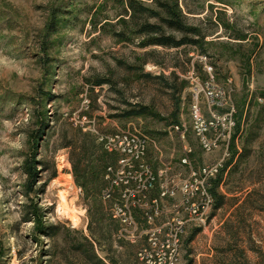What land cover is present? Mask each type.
I'll return each instance as SVG.
<instances>
[{
  "label": "rangeland",
  "instance_id": "rangeland-1",
  "mask_svg": "<svg viewBox=\"0 0 264 264\" xmlns=\"http://www.w3.org/2000/svg\"><path fill=\"white\" fill-rule=\"evenodd\" d=\"M136 1L189 31L135 15L129 0H0V264H96L92 245L106 264H144L146 233L178 219L176 264H264V0ZM145 23L193 41L152 44ZM209 90L234 121L210 150L192 113L195 102L208 113ZM125 132L146 141L133 159L149 171L130 198L137 242L113 216L123 189L107 177L127 158L109 140ZM89 136L110 154L98 196L73 168ZM213 166L192 214L183 184Z\"/></svg>",
  "mask_w": 264,
  "mask_h": 264
},
{
  "label": "built area",
  "instance_id": "built-area-1",
  "mask_svg": "<svg viewBox=\"0 0 264 264\" xmlns=\"http://www.w3.org/2000/svg\"><path fill=\"white\" fill-rule=\"evenodd\" d=\"M222 98H224L223 93L209 90L208 99H211L212 102L209 103L207 114H204L198 102L192 106L197 133L204 146L209 150L215 147L220 137L234 126L231 112H219L217 110V106L222 105L220 102ZM102 140L105 141L104 138ZM109 142H111L108 146L109 149H115L127 156L123 159L124 166L122 168H109V171L113 173V178L110 175L107 176L112 185H122L123 189L121 199L114 203L113 216L123 224L125 233L129 235L132 241L137 242L139 236L136 235V232H138L139 225L136 216H134L135 209L132 210V207H136V205L130 201V198L134 194V190L148 188L146 185L148 181L144 182L142 175L149 171L143 165L141 168H136L133 165V159H140L144 155L146 141L139 135L125 132L114 136ZM218 171L217 166L193 170L191 179L183 184L184 197L190 203L192 214H198L203 202L210 198L207 191L208 180L214 177ZM134 182L136 186L133 185ZM141 182L142 184H140ZM113 192L107 189L106 197L113 199ZM174 194L175 190L171 192L170 189H165L163 192V196ZM136 204L138 207L143 205L139 202ZM145 218L149 222L154 219L148 211L145 212ZM184 224L182 219H178L175 224H170L171 228L156 227L149 230L146 233L148 242L138 251L139 259L144 264H176L180 253V235L184 232Z\"/></svg>",
  "mask_w": 264,
  "mask_h": 264
},
{
  "label": "trees",
  "instance_id": "trees-1",
  "mask_svg": "<svg viewBox=\"0 0 264 264\" xmlns=\"http://www.w3.org/2000/svg\"><path fill=\"white\" fill-rule=\"evenodd\" d=\"M160 6L167 11V13L175 16L174 12L169 9L168 5L165 3H161ZM128 10L132 11L135 15H148L150 17L159 18L162 23L168 27L169 29L177 30V31H189L185 28V26L176 18H163L159 15L158 12L151 10L141 4H139L136 0H129ZM139 33L142 34H156V38L151 40L152 44L160 45L164 47H181L185 44L191 43L193 40H189L188 38L182 40H176L175 38L166 35L162 28L156 24H142L139 29ZM86 145V146H85ZM81 148H75V153L77 152V160L73 161L74 173L76 175V179L79 185L83 188H86L88 184H92L94 182L96 186L92 188L88 194L92 196H98L99 191L101 190V170L106 167L110 160V154L108 152L99 154L98 151L101 150L100 145L97 144L96 139L89 136V142L85 144ZM92 157V159H91ZM56 173V172H55ZM57 173L55 174V176ZM91 248V247H90ZM92 252L90 251L88 257L89 260L96 264H106L95 253V250L92 245ZM112 264H115L111 262Z\"/></svg>",
  "mask_w": 264,
  "mask_h": 264
}]
</instances>
